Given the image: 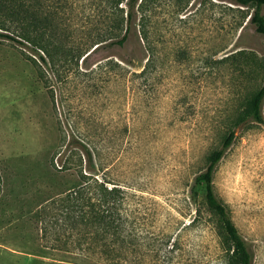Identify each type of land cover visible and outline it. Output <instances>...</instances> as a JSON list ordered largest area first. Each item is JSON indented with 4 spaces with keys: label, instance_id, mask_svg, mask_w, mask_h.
Listing matches in <instances>:
<instances>
[{
    "label": "rangeland",
    "instance_id": "374dc122",
    "mask_svg": "<svg viewBox=\"0 0 264 264\" xmlns=\"http://www.w3.org/2000/svg\"><path fill=\"white\" fill-rule=\"evenodd\" d=\"M138 3L124 46L95 43L106 0H41L66 56L0 36V264H101L53 223L52 205L40 213L70 186L61 166L74 151L83 171L127 188L137 239L122 264H225L194 176L264 81V34L249 21L253 7L233 0ZM0 30L17 34L9 23ZM262 113L263 122L237 128L212 173L252 264H264V100ZM73 138L97 153L93 167Z\"/></svg>",
    "mask_w": 264,
    "mask_h": 264
},
{
    "label": "trees",
    "instance_id": "16d2710c",
    "mask_svg": "<svg viewBox=\"0 0 264 264\" xmlns=\"http://www.w3.org/2000/svg\"><path fill=\"white\" fill-rule=\"evenodd\" d=\"M124 1L125 6L119 5ZM242 6H252L249 21L254 25L256 32L264 34V0H233ZM108 25L105 35L99 37L95 43L110 39L109 43L124 46L129 32L134 24L135 7L141 6L138 0H106ZM41 0H0V28L5 29L9 23L17 32L12 33L0 30V36L8 37L17 42L27 41L35 49L42 50L49 59L62 51L51 41L55 30L41 17L39 6ZM50 14V13H49ZM142 37L146 35L142 29ZM99 34V33H98ZM97 34V35H98ZM97 44L93 50L98 46ZM77 57L80 54L77 53ZM149 67V59L141 72ZM264 100V81L247 98L245 105L236 113L230 126L221 139L218 148L212 149L206 156L205 168L194 176L195 184H203V204L216 215V226L220 235V254L225 264H252L253 253L249 243L242 236L225 203L214 192L212 173L215 165L222 158L226 149L232 144L237 128L251 122H263L262 103ZM82 147L85 166L93 167L95 153L84 142L72 139ZM71 142V140H70ZM73 144L76 146L77 144ZM101 161L98 155L97 159ZM83 158L79 151H74L65 158L61 168L68 170L72 176L70 186L57 192L51 199L40 206L42 217H47L50 205L54 208L50 217L53 223L62 228H71L74 231V244L86 256L94 258L101 264H122L130 261L134 255V208L128 206L127 188L119 182L112 181L105 173L101 175L90 171H83ZM131 217V218H130ZM61 220V221H59ZM42 229L47 230V222L43 221ZM72 232L70 231L71 236ZM66 237L62 244H67ZM172 249L176 243L172 242Z\"/></svg>",
    "mask_w": 264,
    "mask_h": 264
}]
</instances>
